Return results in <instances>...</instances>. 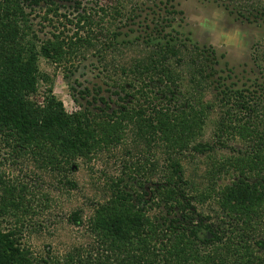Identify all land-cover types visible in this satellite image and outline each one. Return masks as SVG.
Instances as JSON below:
<instances>
[{"label":"trees","instance_id":"1","mask_svg":"<svg viewBox=\"0 0 264 264\" xmlns=\"http://www.w3.org/2000/svg\"><path fill=\"white\" fill-rule=\"evenodd\" d=\"M43 6L44 23L50 25L51 16L63 19V32H54L47 39H41L33 29V13ZM58 13V0H0V135L8 145L14 144L18 155L31 156L43 168L63 176L78 167L77 160H91L103 149L119 147L128 132L138 144L164 143L169 157L164 182L152 185L153 188L147 189L150 182L140 165L126 166L129 182L120 179L110 186V200L90 219V231L101 242L104 253H110L105 262L98 263L111 264L113 256L118 264H264V259L255 253L262 251L264 243L253 244L248 235L224 245L223 236L219 235L222 230L214 228L210 219L199 216L193 205L205 201L210 194L186 189L189 185L185 183L180 156L191 150L205 155L212 149L209 145L193 144L204 129L210 107L189 99L183 102L184 97H179V76L171 65L184 60L180 40L168 39L160 31L158 39L147 41V47L152 48L147 57L134 61L129 71L122 70L132 78L129 88L135 93L129 102L120 97V92L114 95L123 103H132L131 110L124 107L112 111L110 102L100 99L104 109L81 110L80 104V111L69 114L53 94L45 95L43 103L38 100L39 82L43 79L41 60L59 65L84 48H94V56L101 57L104 50H111V45L98 43L101 32L93 34L94 27L103 26L106 15L92 16L79 1L75 2L73 18ZM69 25L76 29L71 37L64 35V31L69 32ZM120 35L114 33L113 38ZM228 90L221 92L225 96L220 101L223 105ZM233 94L241 100L236 106L248 113L257 111V89ZM252 134L262 137L258 132ZM224 163L215 176L229 174V167L244 177L226 187L219 194V202L223 210L237 214V220L251 228L249 233L264 209V149L254 156ZM26 193L29 191L24 185L0 179V218H13L16 223L8 230L0 227V264H58L52 259L36 258L21 242L18 225L23 227V219L33 210ZM156 207L160 217L152 219L150 211ZM74 219L80 223L77 215ZM202 247L213 249L206 253ZM69 260L72 263L73 257L69 256ZM76 263L95 264L81 259Z\"/></svg>","mask_w":264,"mask_h":264},{"label":"rangeland","instance_id":"2","mask_svg":"<svg viewBox=\"0 0 264 264\" xmlns=\"http://www.w3.org/2000/svg\"><path fill=\"white\" fill-rule=\"evenodd\" d=\"M77 1L92 16L106 15L103 26L94 27L93 34L101 32L98 43L111 45V50L95 57L94 48H84L59 65L41 60L43 79L39 82L38 100L43 103L45 95L53 94L69 114L80 111V104L81 110L104 109L100 99L110 102L112 111L124 107L131 110L133 104L125 101L129 102L135 93L129 88L133 81L122 70L129 71L134 61L147 57L152 51L147 41L158 39L160 31L168 39L180 40L184 60L171 65L179 76L176 84L182 92L179 97H184L183 102L189 99L191 103L199 101L210 107L204 129L193 144L209 145L212 149L205 155L191 150L180 156L185 183L189 185L186 189L196 188L203 195L210 194L209 198L203 197L205 201L193 205L199 216L210 219L208 222L214 228L222 230L219 235L223 236L224 245L239 242L248 235L253 244L264 243V209L248 233V225L237 220V214L223 210L219 202V194L244 176L229 167V174L215 176L226 165L225 161L248 158L264 149V0H58V15L73 18ZM44 6L32 16L34 32L41 39L63 32L62 18L49 17L50 25L42 21L46 16ZM66 29L67 37L76 32L71 25ZM118 32L121 35L113 38ZM80 36L84 37L81 33ZM255 89L260 97L256 112L248 113L236 106L241 100L234 92ZM223 90H228L224 105L220 102L225 97L221 95ZM116 92H120L124 103L114 95ZM253 131L262 137L252 134L256 133ZM168 159L164 143L138 144L128 132L119 147L103 149L91 160H77L78 167L63 176L43 168L31 156L18 155L14 144L8 145L7 139L0 135V179L27 187V199L33 206L23 219L24 226L18 225L21 242L36 258L52 259L58 264H77L79 259L99 264L106 255L110 256L90 231V219L110 200L113 183L120 179L130 181L126 166L140 165L144 169L150 182L146 185L148 189L164 182ZM150 216L160 217L157 207L150 211ZM14 226L13 218H0L2 230ZM202 248L206 253L213 249ZM255 253L264 259V248ZM69 256L73 257L72 263ZM110 263L118 264L113 256Z\"/></svg>","mask_w":264,"mask_h":264}]
</instances>
